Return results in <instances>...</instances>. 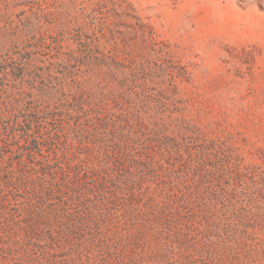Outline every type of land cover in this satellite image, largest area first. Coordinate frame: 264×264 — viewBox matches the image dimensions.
<instances>
[{
  "label": "rangeland",
  "instance_id": "374dc122",
  "mask_svg": "<svg viewBox=\"0 0 264 264\" xmlns=\"http://www.w3.org/2000/svg\"><path fill=\"white\" fill-rule=\"evenodd\" d=\"M0 264H264V0H0Z\"/></svg>",
  "mask_w": 264,
  "mask_h": 264
}]
</instances>
